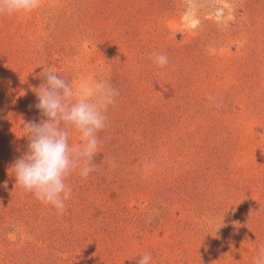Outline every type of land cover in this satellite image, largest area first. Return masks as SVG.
I'll use <instances>...</instances> for the list:
<instances>
[{"label": "rangeland", "instance_id": "1", "mask_svg": "<svg viewBox=\"0 0 264 264\" xmlns=\"http://www.w3.org/2000/svg\"><path fill=\"white\" fill-rule=\"evenodd\" d=\"M50 66L119 91L63 215L12 169L26 124L46 119ZM262 245L264 0H40L0 15V264H254Z\"/></svg>", "mask_w": 264, "mask_h": 264}, {"label": "clouds", "instance_id": "2", "mask_svg": "<svg viewBox=\"0 0 264 264\" xmlns=\"http://www.w3.org/2000/svg\"><path fill=\"white\" fill-rule=\"evenodd\" d=\"M39 7L40 0H0V15L27 13ZM151 58L158 67L169 63L163 53H152ZM57 73L56 66L41 73L46 82L36 90L35 107L46 119L26 124L28 151L15 161L12 169L16 183L63 215L72 191L66 180L74 172L87 179L95 171L98 133L107 126L106 111L115 103L119 91L105 78L89 77L74 86ZM72 130L79 133V144H70ZM108 163L110 167L116 166L113 160ZM139 257L137 264H151L150 252ZM254 264H264V245L260 246Z\"/></svg>", "mask_w": 264, "mask_h": 264}]
</instances>
